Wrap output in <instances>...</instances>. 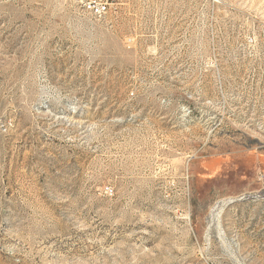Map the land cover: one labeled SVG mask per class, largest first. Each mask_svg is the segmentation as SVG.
<instances>
[{
  "label": "rangeland",
  "instance_id": "374dc122",
  "mask_svg": "<svg viewBox=\"0 0 264 264\" xmlns=\"http://www.w3.org/2000/svg\"><path fill=\"white\" fill-rule=\"evenodd\" d=\"M0 264H264V0H0Z\"/></svg>",
  "mask_w": 264,
  "mask_h": 264
},
{
  "label": "built area",
  "instance_id": "2783aa9c",
  "mask_svg": "<svg viewBox=\"0 0 264 264\" xmlns=\"http://www.w3.org/2000/svg\"><path fill=\"white\" fill-rule=\"evenodd\" d=\"M88 11L95 16H103L111 6V0H78Z\"/></svg>",
  "mask_w": 264,
  "mask_h": 264
}]
</instances>
